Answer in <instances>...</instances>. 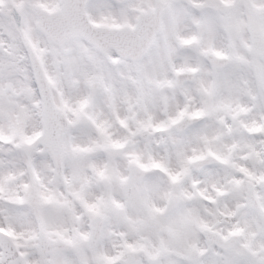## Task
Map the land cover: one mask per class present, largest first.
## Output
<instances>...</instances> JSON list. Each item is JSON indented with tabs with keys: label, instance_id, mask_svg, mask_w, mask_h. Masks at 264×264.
I'll return each mask as SVG.
<instances>
[{
	"label": "clouds",
	"instance_id": "9594fccd",
	"mask_svg": "<svg viewBox=\"0 0 264 264\" xmlns=\"http://www.w3.org/2000/svg\"><path fill=\"white\" fill-rule=\"evenodd\" d=\"M112 2L105 18L93 0H0V163L37 251L91 230L69 264L125 241L183 264L228 236L264 261V180L243 172L264 176V0L222 5L224 31L183 0Z\"/></svg>",
	"mask_w": 264,
	"mask_h": 264
},
{
	"label": "snow or ice",
	"instance_id": "6c2138e0",
	"mask_svg": "<svg viewBox=\"0 0 264 264\" xmlns=\"http://www.w3.org/2000/svg\"><path fill=\"white\" fill-rule=\"evenodd\" d=\"M160 3L166 2V0H159ZM197 4L202 6H195L188 3V0H183V5L190 12L197 16L202 13L211 14V20L214 23V27L220 31H224V25L226 20L223 17L224 8L222 5H227L229 0H196ZM93 10L99 11L107 17L106 9L115 7L112 0H93ZM95 22V21H94ZM119 27V25H117ZM258 30V28H257ZM113 43H117L113 41ZM97 46H104L103 42L96 41ZM251 47V45H250ZM261 50H264V39L257 41L255 51L260 54ZM222 55V53H221ZM113 59H116L113 56ZM3 70H0L2 73ZM5 77L0 74V80ZM7 94V89L4 86H0V98H3ZM39 103V101H37ZM245 111L247 109H244ZM264 133H255L258 137ZM37 136L39 133L36 134ZM6 139H11L10 137ZM26 142L31 145L35 137H25ZM43 145L38 146V150L33 151L32 155L38 161L45 152L41 151ZM255 151V149H253ZM22 149L16 147L14 152L10 155L19 156L22 155ZM2 155V154H0ZM103 155V153H101ZM21 163L23 161H20ZM0 167H7L9 171L5 175H0V264H69L68 258L77 259L78 253L82 242H90L92 238L91 230L87 232L68 233L65 230L60 236H54L51 238L52 247L37 251L36 233L26 227L28 212V202L23 193L16 192L15 195H7L6 193L11 191V182L16 177V172L13 170V165L9 161L6 165L0 163ZM243 172L253 180H264V176H260L257 173L250 171L247 168L243 169ZM33 173L36 175V179H39V175L36 168H33ZM98 174L103 177L104 170L98 169ZM153 176L149 174L146 179L151 180ZM175 179V177H173ZM25 189L28 188V184L24 185ZM46 200H52V195L45 196ZM101 201L103 197L99 198ZM85 206L93 211V214H101L100 208L94 204H89L84 201ZM119 204V201H116ZM6 205V206H5ZM239 231V229H237ZM224 244L213 245L212 248H198L188 253L183 260V264H264V261L258 256H253L252 253H247L245 257H242L235 249L227 246L229 237H223ZM143 253V256L138 253ZM37 257V259H34ZM94 257L96 264H163L166 256L163 254L161 248H157L155 251L149 249L144 244H137L132 241H125L124 247L118 252H110L107 250L96 249L94 251ZM78 264H91L89 250L85 249L84 253L79 255Z\"/></svg>",
	"mask_w": 264,
	"mask_h": 264
}]
</instances>
